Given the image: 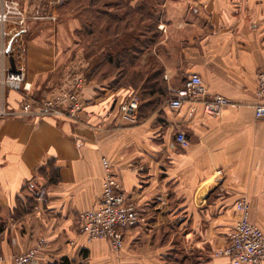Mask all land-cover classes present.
<instances>
[{"label":"crops","instance_id":"1","mask_svg":"<svg viewBox=\"0 0 264 264\" xmlns=\"http://www.w3.org/2000/svg\"><path fill=\"white\" fill-rule=\"evenodd\" d=\"M124 1L131 7L158 2L159 39L138 66L160 68L170 90L197 74L206 97L177 111L166 100L147 115L136 93L91 81L74 121L0 116V264H13L40 240L45 246L35 264H168L169 258L230 264L212 253L225 244L242 198L251 222L264 231V119L254 112L264 105L255 95L256 73L264 70V0ZM64 19L29 35L20 58L3 61L5 70L25 65L36 98L74 69L85 75L104 51L85 54L78 18ZM216 95L228 105L219 117L205 115L203 98ZM132 97L139 99L137 110L122 117L119 106ZM20 103L18 93L0 88V110L17 111ZM140 114L147 116L141 120ZM179 130L187 148L175 141ZM102 158L147 216L144 227L124 231L118 253L107 240L87 243L79 231V214L98 206ZM41 188L44 202L36 199Z\"/></svg>","mask_w":264,"mask_h":264},{"label":"built area","instance_id":"2","mask_svg":"<svg viewBox=\"0 0 264 264\" xmlns=\"http://www.w3.org/2000/svg\"><path fill=\"white\" fill-rule=\"evenodd\" d=\"M65 1L51 0L49 4L51 7L58 6ZM55 16L54 14L52 17H44L37 11L29 13L21 0H0V88L9 89L21 96L17 111L8 112L1 109L0 116L76 120L83 110L84 75L79 69L67 73L64 81L44 97L36 98L31 84L26 80L22 63H17L11 70L3 68L5 57L14 53L22 55L30 25L45 19L55 21ZM8 40L10 41L7 49L5 41ZM164 79L168 80V76L164 75ZM170 94L167 105L171 110L177 111L188 100L206 97V90L202 86L201 78L197 74H191L182 88L172 90ZM255 95L258 99H264V70L256 73ZM228 103L229 100L220 95L203 98L202 111L210 117H219ZM137 108V99L132 97L124 101L118 111L122 117H130ZM254 112L256 118L264 119V105L256 106ZM175 141L182 148L188 147V141L181 130L176 131ZM101 162L103 179L98 206L79 214V231L87 243L107 240L112 250L118 252L123 247L122 231L144 227L147 224V216L122 192L112 163L106 158H102ZM45 196L46 191L41 188L36 199L44 202ZM234 209L237 214L235 223L226 234L225 244L215 255L226 258L230 264H264V231L250 221L249 203L246 199H239L235 202ZM44 246V241L40 240L31 249L15 255L13 264H35L37 255Z\"/></svg>","mask_w":264,"mask_h":264},{"label":"trees","instance_id":"3","mask_svg":"<svg viewBox=\"0 0 264 264\" xmlns=\"http://www.w3.org/2000/svg\"><path fill=\"white\" fill-rule=\"evenodd\" d=\"M157 6L158 2L131 7L124 0H66L56 10L58 17L74 14L78 18L76 36L85 54L91 55L98 47L104 49L86 71V81H110L111 88L136 93L147 115L170 96L160 68L138 66L139 58L159 39ZM168 264L181 263L169 258Z\"/></svg>","mask_w":264,"mask_h":264},{"label":"rangeland","instance_id":"4","mask_svg":"<svg viewBox=\"0 0 264 264\" xmlns=\"http://www.w3.org/2000/svg\"><path fill=\"white\" fill-rule=\"evenodd\" d=\"M22 1V3H23V0H21ZM51 0H31L30 2L31 3H29V5H27V3H26V0H24V2L26 3V4H24L23 3V6H24V8L25 9H27V11L29 12V13H32V12H35V11H37L38 12V14H40V15H43L44 17H48V16H51L52 17V15H54L55 13H57L56 12V10H57V5H52V7H51V5L49 4V2H50ZM59 6V5H58ZM56 15V14H55ZM55 18L57 19V16H55ZM54 22H56L57 24L58 23H60V24H64L65 23V19H64V16H62V17H59V20H55V21H52V20H47V19H45V20H40L39 22H36V23H33L32 24V26H31V30L29 31V34H28V36L29 35H31L32 37H34L35 36V34L36 33H38L39 32V30L40 29H42V28H46V26H49L48 24H52V25H54V24H56V23H54ZM27 36V37H28ZM27 37H26V40H27ZM11 40V39H10ZM10 40H8V41H6V48L7 47H9V41ZM26 40H25V44H26ZM12 44H13V42H12ZM8 49V48H7ZM95 51V50H94ZM93 51V52H94ZM93 52H91V54L93 55ZM21 56L19 55V54H17V53H14V54H11L10 56H9V58H13V59H17V58H20ZM85 61V60H84ZM22 65L23 66H25L23 63H22ZM74 68H77L76 66L74 67ZM25 69V68H24ZM82 72V71H81ZM25 73H26V71H25ZM83 75H84V73H83ZM165 80V79H164ZM166 81V80H165ZM87 85V81H86V78H85V75H84V86H83V89H82V92H83V90H84V88H85V86ZM9 90V89H8ZM10 91V90H9ZM168 91L169 92H171L172 90H170V89H168ZM137 95V94H136ZM138 96V95H137ZM171 97V94H170V96H169V98ZM168 98V99H169ZM138 99V98H137ZM139 100V99H138ZM168 101V100H167ZM166 101V102H167ZM80 115V114H79ZM79 117V116H78ZM61 119H63V118H61ZM69 120V119H68ZM69 121H74V120H69ZM249 219H250V206H249ZM251 221V220H250ZM133 229H138V228H133ZM261 230V229H260ZM125 231V230H124ZM124 231H122V237H123V235H124ZM122 241H123V239H122ZM123 245H124V242H123ZM111 246V245H110ZM123 248V247H122ZM112 249V248H111ZM217 250H219V249H216V251ZM216 251H214L213 253H212V255L213 256H216L215 255V253H216ZM113 252H115V251H113ZM119 252V251H118ZM118 252H115V253H118ZM216 257H218V256H216Z\"/></svg>","mask_w":264,"mask_h":264}]
</instances>
